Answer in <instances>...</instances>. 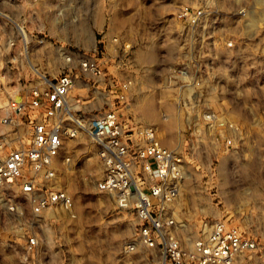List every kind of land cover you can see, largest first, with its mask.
Segmentation results:
<instances>
[{"label": "built area", "instance_id": "2783aa9c", "mask_svg": "<svg viewBox=\"0 0 264 264\" xmlns=\"http://www.w3.org/2000/svg\"><path fill=\"white\" fill-rule=\"evenodd\" d=\"M10 2L9 9L0 5V94L6 96L0 103V211L19 225L26 259L37 254L41 234L60 216L76 217L67 174L79 173L118 210L132 214L129 255L142 254L149 264H264L258 237L239 224L202 220L196 232L188 229L179 207L185 151L164 143L157 126L133 117L136 92L169 88L193 116L182 129L199 150L209 141L235 146V121L215 109L195 113L187 107V99L213 87L203 74L215 62L207 50H229L233 57L241 48L215 0L181 3L172 24L162 28L160 34L170 31L168 48L180 50L176 61L143 60L138 37L127 31L102 46L90 24L77 28L79 18L66 0ZM237 14L243 18L248 6ZM175 31L177 42L170 37ZM82 78L103 81V94H74ZM97 103L102 109L88 115L87 107Z\"/></svg>", "mask_w": 264, "mask_h": 264}, {"label": "rangeland", "instance_id": "374dc122", "mask_svg": "<svg viewBox=\"0 0 264 264\" xmlns=\"http://www.w3.org/2000/svg\"><path fill=\"white\" fill-rule=\"evenodd\" d=\"M192 1L195 0L65 3L70 14L79 18L77 28L86 30L90 24L102 46L105 38L127 31L138 37L137 55L143 60L150 57L162 61L168 57L176 61L181 53L176 47L168 48L170 31L160 32L172 24L168 22L178 5ZM11 4L14 2L0 0L4 9ZM241 5L248 6L243 18L237 14ZM214 7L221 20L230 22V31L241 37V48L233 50V57L229 50H207L215 62L203 74L211 77L213 87L208 90L210 94L187 99V107L195 113L215 109L235 121L239 126L235 146L226 149L222 142L209 141L207 148L199 150L191 132L182 129L193 116L183 100L178 104L177 94L169 88L136 92L132 98L133 117L139 123L157 126L164 143L185 151L186 179L179 207L180 218L187 221L188 229L196 232L202 220L210 224L227 219L258 237L259 251L264 253V0H215ZM170 37L177 42L176 31ZM174 40L171 43L177 44ZM209 56L207 60L212 61ZM83 79L74 94H103V81ZM3 101L6 96L0 94V103ZM101 109L102 103L89 105L87 114L93 116ZM89 168L88 165L86 174ZM67 179L75 198L76 217L60 216L47 235L41 234L40 248L29 260L19 225L0 211V264H149L142 254L125 252L134 234L132 214L118 210L114 201L96 191L83 174L68 173ZM37 230L42 233L39 227Z\"/></svg>", "mask_w": 264, "mask_h": 264}, {"label": "bare ground", "instance_id": "6f19581e", "mask_svg": "<svg viewBox=\"0 0 264 264\" xmlns=\"http://www.w3.org/2000/svg\"><path fill=\"white\" fill-rule=\"evenodd\" d=\"M4 105V104H3ZM0 106H2V104H0ZM167 116V115H166Z\"/></svg>", "mask_w": 264, "mask_h": 264}]
</instances>
